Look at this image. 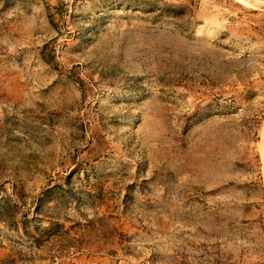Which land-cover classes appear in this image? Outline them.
I'll use <instances>...</instances> for the list:
<instances>
[{
  "label": "rangeland",
  "instance_id": "rangeland-1",
  "mask_svg": "<svg viewBox=\"0 0 264 264\" xmlns=\"http://www.w3.org/2000/svg\"><path fill=\"white\" fill-rule=\"evenodd\" d=\"M0 264H264V0H0Z\"/></svg>",
  "mask_w": 264,
  "mask_h": 264
}]
</instances>
